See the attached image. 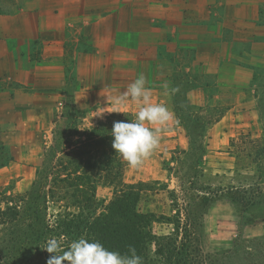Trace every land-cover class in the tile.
Masks as SVG:
<instances>
[{"label": "rangeland", "instance_id": "obj_1", "mask_svg": "<svg viewBox=\"0 0 264 264\" xmlns=\"http://www.w3.org/2000/svg\"><path fill=\"white\" fill-rule=\"evenodd\" d=\"M10 1L0 0V4L10 7ZM78 1H72L71 7ZM124 1H113L114 6L118 7L119 24L123 34L119 36L120 42L114 46L118 55L109 56L105 60L109 65L108 70L100 72L102 60H98V55H95L100 46L98 42L82 34L78 46L75 47L72 42L75 38L72 35L67 37L68 42L63 44L68 51L66 56L59 60L62 61L63 68L54 70L48 80V83L55 87V105H44L46 115L40 120H35L33 116L36 118L42 111L34 113V109L25 110V97L5 106L0 122V164H6L10 157L17 163L0 165L1 207L4 206L3 201L6 198H13L17 202L25 195L36 179V170L46 159L57 132L61 135L59 139H62L68 123L72 121L82 129L104 120L114 113L106 111L115 106L114 98L125 91L138 74L142 73L151 89V101L166 104L174 113V120L161 133V143L152 154L168 178L142 180L137 178L138 169H132L128 165L124 167L125 182L144 185L143 211L156 215L152 228L164 234L173 231L177 220L176 213L179 212L181 215L178 218L179 223L176 224L178 229L191 218L195 225L187 226L186 229L190 231L194 228L202 252L210 257L213 264H264V235L245 232L247 227L264 223V203L243 211L242 206L232 199L242 195L243 189L247 187L243 186L246 183L255 184L246 190L256 191L258 174L260 178L264 177V134L254 138L250 127V130L235 128L234 134L220 149L228 150L235 158L236 171L229 176L215 174L209 169L212 163L222 159L219 153L205 146L209 143L207 130L211 123L222 115H230L229 109L226 108L230 93L222 92L221 98L213 97L214 94L218 96V84L228 81L218 77L213 69L202 66L196 56L198 53L206 55L210 50V35L213 39L216 38L212 45L216 47V43L225 33L224 29L186 26L181 29L180 36L175 38L166 28L159 31L160 27H164L159 16H153L155 19L148 24L146 14L142 13L148 10L156 12V8H148L141 1ZM82 2L87 7L95 4L94 0ZM107 3H111L110 0H97V5ZM67 5L69 6V3ZM132 11L138 14L129 13ZM128 17L133 19L129 20ZM204 21L211 20L205 18ZM144 27L149 28L148 33L143 30ZM128 28L134 29L135 33L126 36L124 32ZM75 31L73 29L70 35L76 33ZM111 48L109 45L108 51H111ZM127 54L133 58L127 59ZM233 60L238 63L237 69L247 71L244 59L238 56ZM248 77L240 75L239 84L241 80L246 84ZM256 82L264 85L261 72L249 84ZM38 83L44 84L41 76L38 77ZM239 84L236 85L244 87ZM164 85H167V89ZM262 103L264 106V102ZM258 105L259 103H251L250 108L234 110L233 114L236 117L246 116L250 122H255L258 115L264 116V112L258 113ZM137 109L138 105L129 100L121 111L130 112L131 117L135 119ZM101 111L105 112L98 115ZM186 125L198 142V152L195 154L188 152L189 134ZM251 126L259 129L261 125L257 123ZM240 131H248L251 136L248 133L238 134ZM199 147H203V151H199ZM252 160H256L255 163ZM231 184L238 188L224 193V196L232 201V220L224 223L220 217L207 218L210 202L216 198L220 189L230 187ZM96 197L99 200L96 214H100L105 211L111 200L112 187L98 186ZM187 203L189 206H185ZM55 208L50 204L49 212L54 213ZM202 211L205 213L201 216ZM222 227L226 228L225 231L218 230ZM228 227L237 230L228 233ZM3 229L0 225V234Z\"/></svg>", "mask_w": 264, "mask_h": 264}, {"label": "crops", "instance_id": "obj_2", "mask_svg": "<svg viewBox=\"0 0 264 264\" xmlns=\"http://www.w3.org/2000/svg\"><path fill=\"white\" fill-rule=\"evenodd\" d=\"M72 1L75 0H11L10 7L0 4V122L5 106L18 102L20 97L26 98L25 110L34 109V113H38V110L42 111L38 115L35 114L36 118L33 116L35 120H40L46 115L44 105L47 107L55 105L53 95L55 87L49 84L48 80L50 76L52 77L54 70L63 68L62 61L59 60L68 53L63 46L65 42H68L67 37L74 35L75 39L72 42L75 47L78 46L82 34L98 42L100 46L95 55H98V60H102L100 72H105L109 68L105 62L107 57L118 55L114 46L120 42L119 36L123 34V29L119 24V11L118 7L114 6V0H110L111 3L105 5H97V0H94L95 4L91 7H87L82 0H79L73 8ZM128 1L133 3L141 1L148 8H156V12L148 10L142 13L146 14L148 24L155 19L153 16H159L164 26L160 27L159 31H164L166 28L175 38L180 36L181 29L186 26L190 28L212 26L224 29L225 33L216 43L217 46L212 47L213 40L216 38L213 39L214 37L210 35L208 38L210 50L206 55L198 53L196 57L202 62V66L213 69L218 77L228 81V83L218 84L216 92L218 96L214 94L213 97L221 98L222 92L230 93L227 97L230 101L226 105L230 115H222L211 123L207 130L209 143L205 146L219 153L222 159L212 163L209 169L215 174L231 175L236 171L235 158L228 150L220 151V149L234 134L235 128L237 127V130L251 129L250 132L254 138L264 134L263 115H258L255 122H250L246 116L237 115L236 117L233 114L234 110L250 108L251 103L255 105L259 103L258 113L264 112L262 103L264 102V85H259L257 82L249 84L252 79L258 77L259 72L264 76V0ZM129 13L138 14L133 11ZM205 18L211 21L206 22ZM73 29L76 33L70 35ZM148 29L143 28L146 33ZM124 33L129 36L135 33V30L128 28ZM109 45L112 47L111 51H108ZM127 56V59L133 58L129 54ZM238 56L244 59L247 71L236 68L238 63L233 59ZM240 75L249 76L246 84H243L242 80L239 84ZM39 76L44 84L38 83ZM237 83L244 87H238ZM39 107L42 108L39 109ZM257 123L261 125L259 129L251 126ZM247 133L251 136L248 131H240L238 134ZM13 156L16 157V155ZM254 161L256 160H252ZM8 162L9 165L17 163L12 157L6 164ZM158 164L159 162L152 155L138 169L137 178L167 179V173H164ZM257 185L264 189V180L258 181ZM243 186L251 187L253 183H246ZM237 188L238 186L231 184L230 187L220 189L216 198L209 204L207 218L220 217L224 223L230 222L233 218L232 201L226 199L224 193ZM144 212L147 213V211ZM225 229V227L218 228L223 231ZM233 230L236 231L237 228L228 227V233ZM245 232L251 235H264V223L247 227Z\"/></svg>", "mask_w": 264, "mask_h": 264}, {"label": "trees", "instance_id": "obj_3", "mask_svg": "<svg viewBox=\"0 0 264 264\" xmlns=\"http://www.w3.org/2000/svg\"><path fill=\"white\" fill-rule=\"evenodd\" d=\"M127 120H134L130 112H114L89 128L81 129L75 121L68 123L62 139L57 132L25 195L17 202L6 198L4 206L0 205V225L4 227L0 264H46L53 255L43 249L47 239H60L66 249L81 236L121 253L132 246L143 264H213L202 252L194 228L186 229L194 224L191 218L178 229L181 213L177 212L173 231L164 234L152 228L156 215L142 210L144 185L124 181L127 163L111 146L113 123ZM186 129L188 152L195 154L198 142L187 125ZM259 176V182L263 181ZM257 183L256 191L243 189L240 197L232 198L243 211L264 203V189ZM100 185L112 187V197L105 211L96 214ZM50 204L56 207L54 213L49 212Z\"/></svg>", "mask_w": 264, "mask_h": 264}, {"label": "clouds", "instance_id": "obj_4", "mask_svg": "<svg viewBox=\"0 0 264 264\" xmlns=\"http://www.w3.org/2000/svg\"><path fill=\"white\" fill-rule=\"evenodd\" d=\"M167 89V85H164ZM167 94V92L165 93ZM138 105L133 121H117L111 130L112 148L132 169H139L161 143V133L174 120V113L164 103L151 101V89L141 73L127 89L114 98L115 106L107 112L123 113L126 101ZM101 111L98 115H102ZM66 239V238H65ZM51 255L46 264H143L136 249L128 247L126 253L110 250L95 239L81 236L72 240L65 249L61 240L47 239L43 247Z\"/></svg>", "mask_w": 264, "mask_h": 264}]
</instances>
